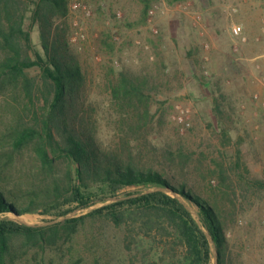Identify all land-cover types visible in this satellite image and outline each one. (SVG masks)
Here are the masks:
<instances>
[{
	"label": "rangeland",
	"instance_id": "obj_1",
	"mask_svg": "<svg viewBox=\"0 0 264 264\" xmlns=\"http://www.w3.org/2000/svg\"><path fill=\"white\" fill-rule=\"evenodd\" d=\"M66 2L65 15L53 17L49 42L60 33L76 57L98 137L114 145L128 129L113 104L112 81L123 70L148 77V125L130 136L134 151L142 150V164L171 166L219 207L228 261L264 264V0H83L85 10ZM25 15L28 29L31 14ZM233 26L242 28L241 35H233ZM31 35L41 50L37 24ZM11 93V86L0 92V137L12 121ZM167 150L187 155L182 170L177 158L173 165L164 159ZM0 166L23 189L43 183L31 148H0ZM65 168L59 161V172ZM104 204L62 217L11 218L50 226ZM124 237L125 227L86 218L75 231L61 229L45 242L14 237L7 264H122L117 256L125 252Z\"/></svg>",
	"mask_w": 264,
	"mask_h": 264
},
{
	"label": "trees",
	"instance_id": "obj_2",
	"mask_svg": "<svg viewBox=\"0 0 264 264\" xmlns=\"http://www.w3.org/2000/svg\"><path fill=\"white\" fill-rule=\"evenodd\" d=\"M66 11V0H0V92L12 87V121L0 137V148H31L44 173L41 185L23 189L0 166V264H7L14 237L45 242L61 229L75 231L86 218L125 227V252L117 256L122 264H212L206 231L216 245L218 264H233L226 258L219 207L177 177L171 166L144 165L142 150L134 151L130 136L148 125L150 115L148 77L123 70L112 81L113 104L120 110V124L128 129L114 145L98 137L76 57L60 33L49 42L53 17ZM28 12L31 23L25 29ZM36 24L41 50L32 41ZM177 153L167 150L164 159L173 165L177 158L182 170L188 157L181 150ZM59 161L66 164L62 173ZM220 179L226 184L224 169ZM98 202L107 204L50 226H29L11 218L62 217ZM189 205L197 208L198 221Z\"/></svg>",
	"mask_w": 264,
	"mask_h": 264
},
{
	"label": "built area",
	"instance_id": "obj_3",
	"mask_svg": "<svg viewBox=\"0 0 264 264\" xmlns=\"http://www.w3.org/2000/svg\"><path fill=\"white\" fill-rule=\"evenodd\" d=\"M67 1L69 3V7L72 10L87 9L86 6L83 4V0H67ZM232 32L234 36H239L242 33V28L240 26H233Z\"/></svg>",
	"mask_w": 264,
	"mask_h": 264
},
{
	"label": "water",
	"instance_id": "obj_4",
	"mask_svg": "<svg viewBox=\"0 0 264 264\" xmlns=\"http://www.w3.org/2000/svg\"><path fill=\"white\" fill-rule=\"evenodd\" d=\"M188 208L192 211L193 215L195 216V218H196L197 221H198L197 212L193 211L191 207H188ZM54 222H55V221H52V222H50V223H54ZM22 223H24V224H26V225H29V226H34V225H32V224H27V223H25V222H22ZM206 235H207V238H208V240H209V243H210V246H211L212 253H213L214 256H215V263H214V264H218V255H219V254H218V251H217L216 245H215V243H214V241H213L212 236H211L207 231H206Z\"/></svg>",
	"mask_w": 264,
	"mask_h": 264
}]
</instances>
